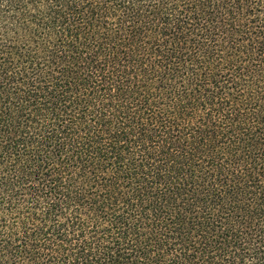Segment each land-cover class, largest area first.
Returning <instances> with one entry per match:
<instances>
[{
	"label": "trees",
	"instance_id": "16d2710c",
	"mask_svg": "<svg viewBox=\"0 0 264 264\" xmlns=\"http://www.w3.org/2000/svg\"><path fill=\"white\" fill-rule=\"evenodd\" d=\"M0 264H264V0H0Z\"/></svg>",
	"mask_w": 264,
	"mask_h": 264
}]
</instances>
